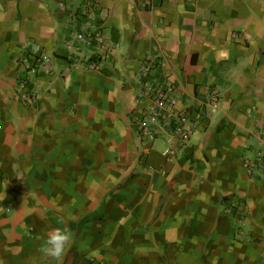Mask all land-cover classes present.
I'll list each match as a JSON object with an SVG mask.
<instances>
[{
    "label": "crops",
    "instance_id": "obj_1",
    "mask_svg": "<svg viewBox=\"0 0 264 264\" xmlns=\"http://www.w3.org/2000/svg\"><path fill=\"white\" fill-rule=\"evenodd\" d=\"M94 1L0 0V264H264V0ZM144 61L183 144L131 123Z\"/></svg>",
    "mask_w": 264,
    "mask_h": 264
},
{
    "label": "built area",
    "instance_id": "obj_2",
    "mask_svg": "<svg viewBox=\"0 0 264 264\" xmlns=\"http://www.w3.org/2000/svg\"><path fill=\"white\" fill-rule=\"evenodd\" d=\"M96 4L94 0H85L84 10L88 17L91 16ZM72 13L71 20L75 15L74 12ZM88 37L91 36L81 32L76 34V38L80 41H87ZM152 70V61H144L138 67L136 78L141 82L139 96L145 99L147 104L142 110L131 116V123L136 129L138 137L143 141H151L161 132L165 134L166 141L170 145L183 144L196 130L199 116L192 118L186 109L178 105L172 76H166L161 82L146 81L145 79ZM21 101L28 102L29 99L23 97ZM214 102L216 103V101ZM173 149L174 147L169 146L166 152L170 153ZM246 165L248 168L251 166L250 164Z\"/></svg>",
    "mask_w": 264,
    "mask_h": 264
},
{
    "label": "clouds",
    "instance_id": "obj_3",
    "mask_svg": "<svg viewBox=\"0 0 264 264\" xmlns=\"http://www.w3.org/2000/svg\"><path fill=\"white\" fill-rule=\"evenodd\" d=\"M71 242L70 232L59 228L53 229L46 237V254L51 257H60Z\"/></svg>",
    "mask_w": 264,
    "mask_h": 264
}]
</instances>
